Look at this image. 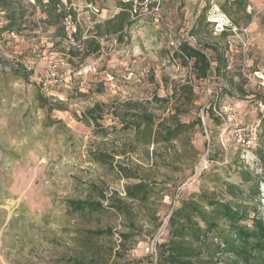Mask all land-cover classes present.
I'll return each mask as SVG.
<instances>
[{
    "label": "rangeland",
    "instance_id": "1",
    "mask_svg": "<svg viewBox=\"0 0 264 264\" xmlns=\"http://www.w3.org/2000/svg\"><path fill=\"white\" fill-rule=\"evenodd\" d=\"M44 1L12 0L23 15L19 31L15 37L0 35V264H68L72 259L155 264L156 241L169 240L172 211L201 193L230 199L227 184L240 186L250 218L257 210L264 220L260 146L247 152L233 135L237 125L264 114L262 0H66L67 5L52 0L60 2L57 11L51 0ZM128 2L133 4V23L122 42L117 35H104L100 52L85 60L70 56L78 42L71 34L81 40L105 34L104 23ZM216 4L238 26V34L223 38L207 24L201 36H191L199 17L207 20ZM69 12L72 16L63 17ZM0 22H6L3 9ZM182 42L228 46L226 74L197 80L191 63L174 56ZM205 52L214 57L213 51ZM52 60L82 75L61 88L62 100L47 99L44 106L38 80ZM18 66L21 71L10 69ZM189 81L195 101L182 105L188 113L181 120L191 129L169 144L144 145L134 132L124 130L117 115L104 113L97 124L87 125L85 113L96 103H147L162 120L176 100L151 103L154 97L170 98L175 87ZM225 105L236 112L232 123L220 116ZM93 152H119L115 161L139 179H125L113 167L97 163ZM247 171L259 184L260 199L254 196V183L243 180ZM140 181L153 188L151 197L144 203L126 200L125 188ZM69 200H95L105 209L76 213ZM108 229L113 235L91 234ZM157 251L160 256L159 246Z\"/></svg>",
    "mask_w": 264,
    "mask_h": 264
},
{
    "label": "trees",
    "instance_id": "2",
    "mask_svg": "<svg viewBox=\"0 0 264 264\" xmlns=\"http://www.w3.org/2000/svg\"><path fill=\"white\" fill-rule=\"evenodd\" d=\"M51 3L54 10L57 11L58 1L53 3L51 0ZM121 8V12L104 23L105 34L96 32L97 34H90L91 38L86 40H81L77 34H71V37L78 42L75 43L76 47L70 50V56L85 60L100 52L101 40L104 35H117V41L122 42L124 30L133 23L131 16L133 4L131 2L124 3L121 4ZM0 9L6 12V22L0 23V35H5V33L10 35L11 32L17 33L20 26L19 20L23 17L21 12L14 7L12 0H0ZM50 14H52L51 17L58 18L53 12ZM72 19L75 20V17L73 16ZM207 24L206 15L200 16L191 36H201L202 29ZM227 35L228 33H223L220 36L227 38ZM227 49L228 46L225 49L218 45L198 47L192 46L188 42H182L174 56L183 63H191L197 80H207L211 77L219 78L226 74L228 60L225 52ZM205 50L213 51L214 57L210 58ZM10 69L18 72L21 71L22 67H11ZM38 88L41 92L40 101L45 106L48 100L52 99L42 93L39 85ZM173 99L176 101L173 108L170 109L169 116L162 120H159V117L148 109L147 103L123 102L110 106L96 103L85 113L87 125L89 126L91 122L97 124L104 113L117 115L124 130L134 132L140 138L139 141L144 142V145L169 144L187 134L191 129L190 125L181 120V116L188 113L186 109L181 108L182 105H191L195 101L194 87L191 82L182 84L178 88L175 87L170 98L160 100L154 97L151 103L163 101L164 104L168 105ZM57 106L61 107V104ZM163 109L166 112V106ZM198 124H202L201 119H198ZM261 132V143H264V117L261 120ZM258 146L260 148L257 150V157L262 163V168H264V146L262 147L259 143ZM115 153L119 154V152ZM116 154L93 152L97 163L113 167L125 179H139L134 171L122 162L115 161ZM122 154L125 152L122 151ZM243 175V180L246 183H254V196L260 199L259 184H255L253 174L247 171ZM152 193L153 188L140 181L138 184L129 185L125 188V199L144 203L148 201ZM226 194L230 199H218L207 193H201L182 201L181 206L172 211L168 219L169 240L163 243L158 242L156 245L155 264H264L263 218L257 215V210H254L255 216L250 218L249 208L241 198L243 191L240 186L227 184ZM102 197L103 200L107 199L104 195ZM67 205L71 211L76 213H97L105 209L101 202L95 200H69ZM110 207L116 208L115 204H111ZM249 221L251 224H244ZM91 234L94 236H111L113 232L108 229L91 232ZM158 246L161 249L160 256L157 251ZM68 264L86 263L72 259Z\"/></svg>",
    "mask_w": 264,
    "mask_h": 264
},
{
    "label": "built area",
    "instance_id": "3",
    "mask_svg": "<svg viewBox=\"0 0 264 264\" xmlns=\"http://www.w3.org/2000/svg\"><path fill=\"white\" fill-rule=\"evenodd\" d=\"M63 1L65 5H67V1ZM262 2H264V0H262ZM44 3L48 4V0L44 1ZM58 5H60L59 1ZM248 11L251 13L252 7H249ZM67 16H72V14H70V12L68 14L65 13L64 17ZM207 23L210 25L214 34H238L239 32L238 26L226 13L221 11L217 4L211 6L208 10ZM9 34L14 37L16 36V32H11ZM81 75L82 72L67 67L61 60L50 61L45 67V73L39 78L38 85L42 93L48 98H58L62 100V97L59 93L61 92V88H68L69 86L73 85L76 82L77 77ZM262 111H264V105H262ZM220 112V116L226 119L229 123H232L234 120H236V112L230 105L223 106ZM263 117L264 114L262 118ZM261 120L262 119H259L258 121L248 123L243 126L237 125L236 129L234 130V139L237 141L238 145L247 152H252L258 146L261 134ZM157 243L158 241H156V245ZM152 253H154V251H152ZM154 254L156 255V249Z\"/></svg>",
    "mask_w": 264,
    "mask_h": 264
}]
</instances>
